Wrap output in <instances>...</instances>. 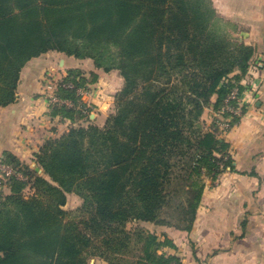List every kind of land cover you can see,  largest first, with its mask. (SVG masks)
I'll return each mask as SVG.
<instances>
[{"label":"trees","instance_id":"trees-1","mask_svg":"<svg viewBox=\"0 0 264 264\" xmlns=\"http://www.w3.org/2000/svg\"><path fill=\"white\" fill-rule=\"evenodd\" d=\"M217 19L210 0H0V106L16 102L23 68L50 51L125 80L104 128L71 126L40 148L46 176L10 152L0 158L22 176L0 191V264H182L161 253L176 248L170 239L140 223L190 232L205 176L236 170L230 144L201 117L242 90L255 49L218 31ZM83 77L70 70L75 89L57 95L78 105ZM52 109L71 123L84 117ZM70 195L81 204L67 210Z\"/></svg>","mask_w":264,"mask_h":264},{"label":"crops","instance_id":"crops-1","mask_svg":"<svg viewBox=\"0 0 264 264\" xmlns=\"http://www.w3.org/2000/svg\"><path fill=\"white\" fill-rule=\"evenodd\" d=\"M210 2L218 18L217 25L233 28L236 41L255 48L252 71L241 85L242 112L235 117L240 120L221 135L231 146L236 170L228 169L214 183L212 180L207 182L208 188L190 232L155 223L142 225L161 241L170 239L176 248L167 246L161 253L178 256L182 264H264V0ZM63 59L60 63L64 65L59 70L52 60L39 64V57L28 62L22 70L16 102L7 107L0 106V157L10 152L24 161L38 153L41 144L35 138L36 118H48L61 128L64 126L61 135L68 131L69 121L48 112L50 103L45 98L42 84L46 73L55 75L63 71L61 74H64L75 68L69 66L74 62L73 57ZM99 75L104 87L112 86L114 92L108 97L99 96L96 102V107L101 110L95 117L102 118L101 113L106 118L108 111L102 110L105 106L110 110L115 93L121 87L119 82L111 85L106 76ZM98 85H102L100 81ZM216 100L214 97L212 102ZM214 118H221V114L212 104L204 112L203 119L207 126H213ZM61 135L55 134V137Z\"/></svg>","mask_w":264,"mask_h":264},{"label":"rangeland","instance_id":"rangeland-1","mask_svg":"<svg viewBox=\"0 0 264 264\" xmlns=\"http://www.w3.org/2000/svg\"><path fill=\"white\" fill-rule=\"evenodd\" d=\"M216 29L218 31L224 32V34L226 36L231 37L233 40H236V38H237L235 35H233L234 32H233V28H231V27L217 25ZM67 57H73V56H68V55H66L64 53L57 52V51H50V52L42 54L39 57L40 61H38V62H39V64H42L43 61L46 62V61L52 60L56 70H59L64 65L63 62L60 63L62 58H64L63 60H65V58H67ZM37 59H38V57H37ZM76 59H79V58L73 57L72 61H74V62H70L69 66L75 67V68H73L71 70L81 71L83 76H84L83 79H86V83H85L86 85H85V87H82V89L85 92V95L81 97V103L85 104V107H84L85 109H84V112L82 113L83 114L82 116H84V117H78V119H77V121H75V123H71L69 121V129L71 128V126H84V127H87V126H90V125H95V126H98L100 128H104L107 125V121H108L109 117L112 114H114L116 112V110H117L116 95L119 94L121 92V90L123 89V87L125 85V80L120 75V70H118V69H111L110 71H105V69L98 68L91 58L80 59V60H82L81 62H79ZM253 67H254V64H253ZM250 71H252V62L250 64ZM69 72H70V70L68 72H66L67 75H64V74H66L65 72H64V74H61V73H63V71H59L55 75L49 72V73L44 74V77L42 78V82H43L42 84L44 85V89L43 90H45L44 91L45 98L50 103V110L48 112L51 115H52V112H53L52 107H53L54 103H53V101H52L50 96H52L53 94L59 92L60 87H57V89L55 91L53 90L52 92H50L49 89H46V87L50 83H54L56 85H60L63 82H66V79L69 77ZM99 73L101 75H103V76H106V80H108L107 82L110 83L111 85L113 83L116 84V82L117 83L119 82V85H120L119 87H121L120 90L115 93V100H114L113 105H110V107H111L110 110H108V106H105V108H103V110H102L104 113L106 111H108L107 112L108 117H106V118H103L106 115H102L101 113H99V116L100 117L102 116V118H96L95 117V114L96 113L98 114V111L101 110V109L100 110L98 109V106L96 107V102H97V99H98L99 96H107L108 97L110 94H113L114 92L112 91V88H111L112 86L111 87L109 86V88L108 87H104L103 81L100 80ZM94 75H97L98 77L97 76L95 77ZM117 79H118V81H117ZM81 80H82V78H81ZM99 81L102 84L101 86L98 85ZM206 109H205V111H206ZM221 117H225V118H214L213 121H212V125L213 126H211V125L207 126V124H205L206 122L204 121L203 116H202L201 117V122H202V126H203L204 130L208 131V130L217 129L218 135L220 137H221L222 134H225V132H229L231 129H227L226 130V129H224L221 126L222 120L223 119H229V118H226V114L221 115ZM48 120H49L48 118H36V123L34 124L35 130H36V137L35 138H36L37 142L39 144H41L40 147H39V150L48 141L54 140L56 138H59L60 136L59 137H55V134L61 135L63 130H64V128H65L64 126L61 128L60 124L53 123L50 120L48 122ZM234 120H235V118H234ZM56 125H57V127H55ZM51 129L55 133H52ZM32 145H34V143H32ZM230 149H231V147H230ZM39 150H38V152H39ZM0 158H2V157H0ZM21 162L26 164V165H28L30 167L31 172L36 170V171L40 172L39 173L40 175L46 176L44 171L42 169H40L41 166H40L39 161L37 160V157L34 156L31 160H24V161H21ZM204 180L206 182H209L211 180V177H206L205 176ZM0 182H1L0 183V191H2L5 194H9L8 193L9 192V190H8L9 188H8L7 183H6L7 180L2 181L1 178H0ZM23 193L26 196H33L35 194V191H34L33 188H31V184H30V186H28L24 190ZM73 196H75V195H70L69 196V201H68L65 209H67V210L74 209V208L77 207L78 204L79 205L81 204V200L79 198H76V197H73ZM143 223H146V222L140 223V226L146 229V227H144V225H142ZM137 225L138 224H136L135 222H129L126 225V229L127 230L128 229L129 230L130 229H134V228H136ZM146 230H148V229H146ZM137 254H138V252H137ZM133 258L134 257H132V259ZM90 259H91L90 260V264H94V262H96L98 260H99L98 264H110L109 262L101 260V259H95V258H90ZM135 260H137V259H135ZM111 264H113V263H111ZM124 264H127V263L124 262Z\"/></svg>","mask_w":264,"mask_h":264},{"label":"built area","instance_id":"built-area-1","mask_svg":"<svg viewBox=\"0 0 264 264\" xmlns=\"http://www.w3.org/2000/svg\"><path fill=\"white\" fill-rule=\"evenodd\" d=\"M55 87V88H54ZM57 87L63 88V89H75V85L71 82H63L60 85H56L54 83H50L48 89L52 92L53 90L55 91L57 89ZM77 90V94L80 97V101L79 104L76 105L73 101L69 100V99H63L61 97H59L57 95V93L53 94L51 97L52 101L54 104L56 105H60V106H66L67 108H75L77 110H80L82 113L84 112V107L85 104L81 103V97L85 95V92L82 88H78ZM242 91L237 87L234 88V90L228 95V97L225 100L224 103V107L221 110L220 114H226V118L229 119H223L221 122V126L224 129H232L234 126H236L238 124L237 123H233L234 122V118L237 116L241 115V96H242ZM221 118H225V117H221ZM11 176H17L19 178H22L21 174L16 173L15 169L8 164H5L3 162L0 161V178L2 181L7 180L8 178H10ZM1 183V182H0Z\"/></svg>","mask_w":264,"mask_h":264}]
</instances>
